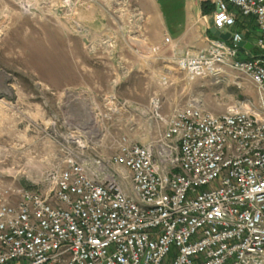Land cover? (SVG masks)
Returning a JSON list of instances; mask_svg holds the SVG:
<instances>
[{"label": "built area", "instance_id": "2783aa9c", "mask_svg": "<svg viewBox=\"0 0 264 264\" xmlns=\"http://www.w3.org/2000/svg\"><path fill=\"white\" fill-rule=\"evenodd\" d=\"M214 6L212 27L229 39L177 65L191 79L246 77L257 103L219 115L189 104L164 116L158 97L146 111L121 106L127 131L148 117L154 140L120 136L107 158L87 152L82 130L63 168L16 201L0 192V264H264V0ZM239 26L247 33L226 30ZM117 103L106 101L112 116Z\"/></svg>", "mask_w": 264, "mask_h": 264}, {"label": "rangeland", "instance_id": "374dc122", "mask_svg": "<svg viewBox=\"0 0 264 264\" xmlns=\"http://www.w3.org/2000/svg\"><path fill=\"white\" fill-rule=\"evenodd\" d=\"M197 1L202 16L177 46L165 41L172 24L149 0L147 16L133 3L108 9L88 0H0V192L13 191L16 201L18 191L63 168L69 151H76L73 143L81 142L73 136L82 130L87 152L106 158L116 153L120 136L153 141L148 117L140 122L144 131L129 132L121 106L146 111L158 97L162 115L168 116L189 104L214 115L256 104V89L246 77L191 79L179 69L177 60L203 49L202 30L213 28V9L204 14L203 8L214 7V0ZM95 11L105 20L92 21ZM110 29L116 32L112 46ZM111 95L120 115L107 112ZM130 114L133 124L136 117Z\"/></svg>", "mask_w": 264, "mask_h": 264}, {"label": "crops", "instance_id": "0c3cea01", "mask_svg": "<svg viewBox=\"0 0 264 264\" xmlns=\"http://www.w3.org/2000/svg\"><path fill=\"white\" fill-rule=\"evenodd\" d=\"M88 1L91 2L92 5L94 6H97V7L106 6L108 9L110 7H119V6L125 7L126 5L128 6L131 3H133V5L140 7V9L143 12H145L147 16V11H146L147 0H88ZM149 2L157 6L159 10L161 11L162 15H163V12H165L164 15H165L166 20L172 24L171 26L172 30L167 32V36L170 38L169 42L174 41L176 45L179 43V41L184 40L186 36L190 35L189 33L193 31L191 24L195 23V21L199 19L198 17L202 16V12L200 10V6L197 0H149ZM164 7H166V9ZM97 13L98 12L95 11V13L92 14L93 16L92 21L97 20L98 22H101L105 20L104 17L102 16L97 17L98 16ZM137 16H140V15L138 14ZM109 17L112 22L116 21L113 16H109ZM147 20H150V19L146 17L145 21ZM209 29L207 30V27H206L204 28V30H202V32H204V35L206 36V39L208 40L210 38L211 39L217 38V37H214L209 32L210 31ZM237 30H239L242 34L247 33V29L242 28V26L237 27L235 31ZM121 33L123 36H125V31H122ZM115 34L116 32L114 30L110 29L107 31L106 36L108 38L110 37L112 38V41H109L112 44H110L109 46H112L113 44H115L114 42V39L116 38ZM112 49H114V47ZM248 50L252 53L253 48L251 47ZM252 54H255V53H252Z\"/></svg>", "mask_w": 264, "mask_h": 264}, {"label": "water", "instance_id": "95a60500", "mask_svg": "<svg viewBox=\"0 0 264 264\" xmlns=\"http://www.w3.org/2000/svg\"><path fill=\"white\" fill-rule=\"evenodd\" d=\"M210 33L214 36V37H218L220 39H222L223 41H227L230 37L229 33L226 34H221L219 31H216L214 28L210 29ZM237 47L239 48H245V49H250L252 46L250 44H247L244 41H240L236 44Z\"/></svg>", "mask_w": 264, "mask_h": 264}, {"label": "trees", "instance_id": "16d2710c", "mask_svg": "<svg viewBox=\"0 0 264 264\" xmlns=\"http://www.w3.org/2000/svg\"><path fill=\"white\" fill-rule=\"evenodd\" d=\"M205 4H206V3L203 4L204 7L206 6ZM214 8H215V6H214V7H211L210 9H204V8H203V13H204V14H209V13H211L210 10H211V9L214 10ZM241 51H242V50H241Z\"/></svg>", "mask_w": 264, "mask_h": 264}]
</instances>
